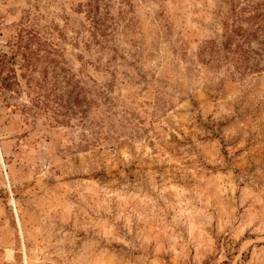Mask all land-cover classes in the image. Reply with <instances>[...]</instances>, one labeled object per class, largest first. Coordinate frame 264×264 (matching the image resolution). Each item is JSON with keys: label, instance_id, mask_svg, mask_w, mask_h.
<instances>
[{"label": "rangeland", "instance_id": "obj_1", "mask_svg": "<svg viewBox=\"0 0 264 264\" xmlns=\"http://www.w3.org/2000/svg\"><path fill=\"white\" fill-rule=\"evenodd\" d=\"M11 51L0 264H264V0H0Z\"/></svg>", "mask_w": 264, "mask_h": 264}, {"label": "trees", "instance_id": "obj_2", "mask_svg": "<svg viewBox=\"0 0 264 264\" xmlns=\"http://www.w3.org/2000/svg\"><path fill=\"white\" fill-rule=\"evenodd\" d=\"M36 38V37H34ZM17 46L21 52L22 55V64L21 67L23 69H26L28 72L29 71H34V69H37L36 66L42 61V58H40L35 51H32L30 48V45H22L21 43H17ZM16 54L15 51H11V56L8 55H2L0 57V70L3 72L4 70H8L7 75L5 76L6 78L4 79V88L7 91H12L13 87L17 85V71L15 67V59H16ZM50 64L54 63V61H50ZM12 64V65H11ZM11 66V67H9ZM34 68V69H33ZM26 75L23 77L25 78ZM28 84H29V79H28ZM3 86V84H2ZM42 87V85H41ZM45 87V86H44ZM3 88V89H4ZM4 89V90H5ZM64 104L63 102L60 103V105ZM64 107L71 108V100L67 101L64 105Z\"/></svg>", "mask_w": 264, "mask_h": 264}]
</instances>
